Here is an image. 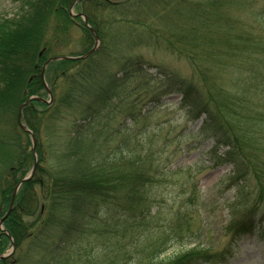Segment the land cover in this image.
<instances>
[{
    "label": "rangeland",
    "instance_id": "rangeland-1",
    "mask_svg": "<svg viewBox=\"0 0 264 264\" xmlns=\"http://www.w3.org/2000/svg\"><path fill=\"white\" fill-rule=\"evenodd\" d=\"M168 1L167 5V2L158 4L156 0H109L110 4H125L127 12H130L127 15L110 11L113 7H104L100 0L96 4L95 0H0V22L23 21L30 17L32 25L36 24L37 27L39 23L44 25L49 17L47 27L44 25L46 42L30 65V74L17 71V78L24 77L22 82L25 76L28 77L26 82L29 88L17 85L11 93L19 97L25 90L24 94L29 95L27 100L38 97L43 101L32 100L23 106L19 122L17 116L15 119L14 115H8L12 108L8 107L5 114L0 112V134L8 140L17 136L18 123L28 124L26 127L37 138L35 158L40 167L34 177L38 178L36 182L50 175L59 178L76 175L85 166L80 164L79 156L72 161L63 151L57 154L53 152L54 148L70 149L71 138L65 133L73 130L76 133L84 125L81 137L85 139V144L78 151L81 155L84 152L94 160L108 164L115 158L110 155L112 150L118 143H122L128 147L129 152L120 153L110 163L113 169L121 166L124 171L116 178H120L121 185L128 188L131 182L126 177H132V174L141 176L140 185L138 189H133L132 195L130 191L116 189L115 185H110L109 189L113 188L117 196L115 192L108 195L100 190L102 196H107L105 201H109V198L115 201L102 204L98 203L97 197V201L88 204V217L80 221L84 227L80 231V226L78 233L72 235L71 242L69 238L66 239L67 245L64 248L58 243L66 236L61 227L66 229V223L71 218L66 214L63 217L64 213L58 211L56 216L60 213L58 222L61 226L49 228L48 223L46 229L41 219V223L29 231L32 236L23 242L22 251L17 254L18 264H145L146 256L151 257L166 234L174 231L180 199H186L195 188L201 193L202 201L212 202L209 203V212L212 210L216 215L211 225L212 237L203 240L204 244L207 240L214 247L227 244V239L220 236V226L227 220V210L222 202L216 203L215 199L218 195L216 189L228 183L231 167L226 165L223 169L206 171L215 160H211L207 154L211 147L208 143L200 144L197 151H185L182 156L174 157L175 152L182 154L185 147H190L191 142L196 140L190 135L195 131L187 124L190 119L187 111L180 106L178 95L160 101L162 76L158 77L153 70V73L140 72L131 81L129 78L124 80L120 87L116 82L114 92L109 91L101 97L100 88L93 91L91 87L93 93L90 91L88 94L95 95L93 99L87 96L86 91L82 92L83 86L96 82V76L100 78L105 74L108 77L110 74H118L119 69L130 59L156 66L165 73L176 74L185 80L190 79L205 99L214 96L215 90L211 85L214 82L213 88L219 91L217 95L223 101V106L214 109L220 115L224 132L234 139L238 137L245 148L242 151L245 157L250 156L258 165H262L264 156L256 143L260 141L264 148V0ZM69 12L71 17L67 16ZM76 12H83L85 19L77 18ZM111 16L124 24H114ZM210 21L218 26L215 31L220 34L216 38L212 31L205 32V22ZM85 22L94 23L103 40H106L101 43L100 52L94 56L97 57L76 61L51 59L83 54L90 45ZM127 23H131L132 27H127ZM198 33L199 41H196ZM244 33L249 35L247 41L249 39L251 43L257 44H247L242 35ZM183 40L185 42L181 46V53L178 44ZM187 40L196 53L189 51ZM224 48L229 51L227 56L223 52ZM47 60L50 61L47 63ZM87 75L90 78L83 84ZM17 82L21 83V80ZM66 92L67 96L81 102L74 117L69 116L71 108L68 102L64 103ZM154 93L159 106L152 104ZM44 106L50 111L54 109L57 122L52 116L40 119L39 114L45 110ZM98 113L101 121L98 127L95 126L98 120L88 124L89 120L84 119L85 115L88 117ZM170 126L171 131L176 130V136L175 133L168 135ZM18 137L25 144H19L25 152L22 166L13 173H9L11 169L0 173V179L3 178L0 180L1 186L8 193L9 200L14 188L9 189L7 184L15 187L17 183L10 180L17 181L26 177L34 163L31 140L28 136ZM251 142H255L256 148ZM11 151L10 147H4L0 142V169L5 167L4 163H9L10 156L13 158ZM222 155L223 151H218L217 156ZM76 163L78 167H74ZM189 170L192 172L190 175L197 174L194 179L196 182L190 180ZM253 186L254 182L247 180L238 201L235 197L237 191L234 195L233 191L225 193L223 201L228 204L232 202V206L238 202V211H242L248 197L245 192L251 193ZM23 189L22 186L17 193L16 202L23 199L20 197ZM40 189L37 183L34 192L38 194L37 198L35 195L38 207L42 204ZM208 197L214 200L209 201ZM9 200L0 196V218L8 211L9 205L6 202ZM31 201H34L32 194L26 193L23 203L30 206ZM119 201L126 202L123 203L124 207L123 204H117ZM44 206H48V203ZM44 208L43 218L48 222L45 216L48 207ZM138 215L142 218L139 219ZM32 218L34 220L28 217L25 221H36L35 217ZM72 220L77 222L76 219ZM195 225L196 222L191 224L193 230ZM186 248L174 246L159 259L173 257ZM6 250V253L11 250L9 241ZM230 264H264V247L257 240L243 243L241 251Z\"/></svg>",
    "mask_w": 264,
    "mask_h": 264
},
{
    "label": "trees",
    "instance_id": "trees-1",
    "mask_svg": "<svg viewBox=\"0 0 264 264\" xmlns=\"http://www.w3.org/2000/svg\"><path fill=\"white\" fill-rule=\"evenodd\" d=\"M100 1H102L101 3H103L104 7H113L112 8L113 10H110L112 12H124L127 15H130V12H127V8L124 6L125 4L115 5L114 3L110 4L109 2L105 0H100ZM156 2H158V4H164V2H167V5L169 4L168 0H156ZM96 3L97 1H95L94 4ZM111 19H112V22L114 24L117 23L118 26H120L121 23L124 24L123 22L120 21V19H117V18L113 19L112 16H111ZM31 20L32 19H30L29 17L28 19L23 20V21L12 20V21H1L0 22V89H1L0 90V112L2 114L3 113L5 114V112H7L6 111L7 108L10 107L12 108V111H8L9 112L8 115H11V114L14 115L15 119L18 114L20 104H22V102L27 100V97L29 96V95L24 94L25 90L23 94L19 97H15L14 94H11L12 90L17 85L25 86V88H29L26 82L28 77L25 76V80L22 82V79H24V77L17 78V71L30 74V71H31L30 65L37 58L39 51L41 50L44 43L46 42V33L44 31V25L47 27V24L49 22V17L47 19V22L44 25L43 23L42 24L39 23L37 27H35L36 24L32 25ZM214 24L212 21L205 22L206 26H204V28H205V32L212 31L213 32L212 35L215 36L216 38L218 37L220 33L218 34V32L215 31V30H218V26ZM91 25H93V23ZM126 26L132 27L131 23H127ZM137 26H140V24L137 23ZM32 30H36V32L32 33ZM198 35L199 33L195 36L196 41H199L198 40L199 37H197ZM242 35L247 44L249 43L251 46L257 44V43H251L249 39L247 41V38H249V35L245 33ZM252 37H253V34L250 36V38ZM105 41L106 40H103V42ZM184 42L185 41L183 40V41H180L178 44V47H179L178 50L180 52L182 51L181 46L184 44ZM187 45L190 48L189 51L196 53V50L193 49L189 40H187ZM225 49L226 48H224L223 52L227 56L229 54V51ZM237 51L240 52L239 48L237 49ZM96 57H94V59ZM124 69H125L124 70L125 72L128 70V67ZM110 75L108 77V75L105 74L104 77L101 76L100 78L96 76L95 77L96 82L90 83L87 86H83L82 92L86 91L87 96L91 99H93V97L95 96V95L93 96V95L88 94L90 93L92 89L93 91H95L100 88V92H99L100 97L107 94L106 89H108V91L110 90V92L113 93L114 90H111V88H109V84L113 82L114 75L112 76ZM89 78H90V75H87L83 84H85ZM68 79H70V75H68ZM18 80H21V83L17 82ZM211 85H212V89L215 90V94L214 96L213 95L209 96L210 98L208 102H203L201 104L202 107L204 108L203 110H208V109L211 110L210 107L215 108V107L223 106L222 99L220 100V96L217 95L219 91L213 88L215 86V83L213 82L211 83ZM207 89L210 92L209 87H207ZM93 91H91V93H93ZM67 95L68 93L66 92L64 103L68 102L67 105H70L68 107L71 108L69 111V116L74 117L75 111L79 110V108L81 107V102ZM14 99H16V101H14ZM22 99H24V101ZM11 101H13V103ZM218 103H220V106L218 105ZM43 108H45V110L41 114H39L40 119H42V117L45 119L47 117L52 116L53 120L57 122V119L54 118V114H53L54 109L50 111L49 109L48 110L46 109V106H44ZM88 112L91 113V111H88ZM214 114L216 116V113ZM99 117H100V113L95 114L93 116L89 115L88 117H86L85 115L84 119L89 120L88 124L95 122V120L96 121L98 120V122L95 123V126L98 127L101 124ZM219 119L221 120V118ZM82 122L86 123L85 120H82ZM53 125L55 124L53 123ZM84 127L85 125L80 127L79 131L76 133L74 132V130L71 132L65 133L66 135H69V138H71L70 139L71 140L70 149L67 147L64 150H60V148L58 149L54 148V151H53L55 154L62 153V151L65 152L66 156L69 157L72 161L76 160L75 157L79 156L80 164H84L85 166L83 168L81 167L80 171H78L76 175L72 174L70 176H66L63 178L50 175L49 177L42 178V180L39 179L37 182L36 180L38 178L33 179L23 185L24 189L20 193V197L22 196L23 199H21L18 202L15 201L12 212L10 213V215L4 222L5 231L8 232L9 235L13 238L15 245H16V252L14 254V259L2 260L0 261V264H18L19 263V256L17 254L21 253L23 242L28 237L32 236V234L29 231L34 229L37 223L39 222L41 223V219L43 220L42 226L45 225V229H46L47 227L46 225H48V223H49V228H59L61 226V224L58 222V219L61 217L60 213H58L59 216H56L58 211H61L64 213L63 217H65V214H66L69 219L71 218L70 221L66 223L67 224L66 229L61 227L63 233H66L63 235H66V236H65V239L64 238L61 239L58 243H59V246H63L64 248L67 245V243L65 242L66 239L69 238L71 242L72 235L78 233L80 226H81L80 231L84 227V223L80 221H81V218L88 217V212H89L88 204L91 205V203H93V201H97L98 198H99L98 203H102V204H110V203H113V201H115L114 199L110 201L109 197H108L109 201H105L104 199L107 198V196H102V194L100 193V190H102L105 194L108 193L109 195L115 192L113 188L109 189L110 185L112 186L115 185L116 189H119V190L122 189L123 191H130L129 194L132 195L133 189H138V186L140 185L139 180L141 179L140 175L132 174V177H126L125 179L131 182V185H129L128 188H125L121 185V179L116 178L117 176H120L121 174L124 173V171L121 170L122 167L116 166V169H113L110 166L112 164L113 159L115 160V158H118L120 156V153L125 154L129 152L128 147L123 146L122 143H118L115 146V149L112 150L110 155L112 156L114 155L115 158L111 159L108 164L104 162L101 163L98 160H94L87 153L83 152V155L79 153L80 150L83 149V146L85 144V139H82L81 137V133ZM54 129L57 130L56 127ZM16 132H17V136L13 137V140H8L5 136L0 134V142L2 143V145H4V147H7V146L10 147L11 150H13L11 152L14 155L13 158L12 156H10L9 163H4L5 167L0 169V173L2 172V170H5V169L6 170L11 169L9 173H13L17 170V168L22 166V161L24 159L25 152L23 150V147H20L19 144H21L22 146H25V144L22 143V141L20 142V138L18 136L22 137V136H27V135L23 133L19 128L18 130H16ZM14 138H17L19 141H17V139H14ZM235 140H236L237 146L242 145L238 137H236ZM78 165L79 164L76 163L74 167H78ZM260 167H262V169H260ZM92 168L94 171H96L100 175L93 172V170H91ZM127 168L128 167H126L125 169ZM257 170L264 174V164H262L261 166L258 165ZM40 172H42V170H40ZM21 179L17 181L16 180H10V181H12L15 184L19 182ZM102 181H105V182H102ZM123 181H124V178L122 182ZM37 183L41 187V189L39 190V195L41 197L42 204L39 207L36 201L38 194L34 192V187L37 185ZM45 183L47 184L46 186H45ZM7 186L9 187V189L11 188V190L14 188L10 186L9 184H7ZM4 189L6 188L4 187ZM26 193H31L32 198H34V201H31L32 203L30 204V206H27L23 203L24 195ZM35 195H36V198H35ZM0 196L1 197L5 196L6 201L9 200V195L7 192H5V190L2 189L1 182H0ZM9 202H6V204L9 205ZM129 202L133 204L131 200ZM47 203H48V206H44ZM123 203H126V202L119 201V203L117 204L121 205ZM44 207H48V211L45 214V216L48 219V222H45V219L43 218L44 216L43 211L45 210ZM123 207H124V204H123ZM122 209L126 211L125 208H122ZM135 209L136 208H133V210ZM142 212L143 211L141 210L139 211L140 214H142ZM129 215H133V214L129 213ZM138 216H139V219L142 218L141 215H138ZM176 216H177V223H181L182 222L181 212L179 211V213H177ZM28 217H31V219H33L32 217H35L36 221H34L33 223L26 222L25 218H28ZM72 219H76L77 222L75 223ZM177 237H178V234L175 231H173L171 234L169 233L166 234L165 238L160 242V244L156 246V249L152 253V256L151 257L148 255L146 256L147 262L145 264H190L191 261L203 255L204 251L197 247V248L185 250L184 252H180L179 254H176L173 257H168L167 259H159L160 253L164 251V250L160 251V246H162L163 249L166 247L168 248L170 245V242L173 240H177ZM8 241H9L8 237H6L2 232H0V255L3 252H5V247ZM145 250H148V249L145 248ZM149 250H150V247H149ZM143 253L145 254L146 252L144 251ZM54 261L57 262V259L54 258Z\"/></svg>",
    "mask_w": 264,
    "mask_h": 264
},
{
    "label": "water",
    "instance_id": "water-1",
    "mask_svg": "<svg viewBox=\"0 0 264 264\" xmlns=\"http://www.w3.org/2000/svg\"><path fill=\"white\" fill-rule=\"evenodd\" d=\"M22 107H23V106H22ZM24 130H25V129H24ZM31 138H32L33 143L35 144L34 138H33V137H31ZM35 167H36V164L34 165L33 172H34ZM33 172L31 173V175L29 176V178L33 175ZM29 178H27L26 180H23L21 183L26 182ZM10 211H11V210H9L8 213H10ZM7 215H8V214H7ZM7 215H6V217H7ZM6 217H5V218H6Z\"/></svg>",
    "mask_w": 264,
    "mask_h": 264
}]
</instances>
